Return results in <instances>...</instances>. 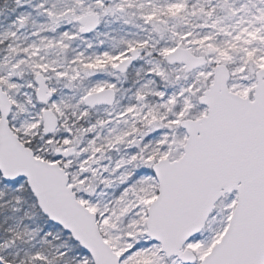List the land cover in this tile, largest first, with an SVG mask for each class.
<instances>
[{
  "label": "snow or ice",
  "instance_id": "snow-or-ice-1",
  "mask_svg": "<svg viewBox=\"0 0 264 264\" xmlns=\"http://www.w3.org/2000/svg\"><path fill=\"white\" fill-rule=\"evenodd\" d=\"M14 2L0 264H264V0Z\"/></svg>",
  "mask_w": 264,
  "mask_h": 264
},
{
  "label": "rangeland",
  "instance_id": "rangeland-1",
  "mask_svg": "<svg viewBox=\"0 0 264 264\" xmlns=\"http://www.w3.org/2000/svg\"><path fill=\"white\" fill-rule=\"evenodd\" d=\"M0 24L6 25L9 20L15 15V11H20V9L16 8V5H12V0H0ZM101 31L108 32L109 37H115L116 39L119 38L120 35H125L130 31H136L135 29L131 28L130 25H124L121 22H113L106 27H102ZM85 39H92L95 43L96 41L103 40L105 42V46H110L115 42V40L109 39L105 36L99 37H85ZM74 47L82 48L83 44L81 42H77ZM134 78V72L129 69L128 71V81L129 83ZM129 86L126 84L125 87Z\"/></svg>",
  "mask_w": 264,
  "mask_h": 264
},
{
  "label": "flooded vegetation",
  "instance_id": "flooded-vegetation-1",
  "mask_svg": "<svg viewBox=\"0 0 264 264\" xmlns=\"http://www.w3.org/2000/svg\"><path fill=\"white\" fill-rule=\"evenodd\" d=\"M14 0H12V5H15V2H13ZM0 5H1V3H0Z\"/></svg>",
  "mask_w": 264,
  "mask_h": 264
},
{
  "label": "trees",
  "instance_id": "trees-1",
  "mask_svg": "<svg viewBox=\"0 0 264 264\" xmlns=\"http://www.w3.org/2000/svg\"><path fill=\"white\" fill-rule=\"evenodd\" d=\"M14 2V1H13Z\"/></svg>",
  "mask_w": 264,
  "mask_h": 264
}]
</instances>
